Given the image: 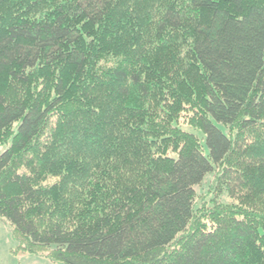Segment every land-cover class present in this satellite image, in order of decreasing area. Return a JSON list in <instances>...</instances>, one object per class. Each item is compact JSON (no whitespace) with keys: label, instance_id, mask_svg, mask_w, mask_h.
<instances>
[{"label":"trees","instance_id":"trees-1","mask_svg":"<svg viewBox=\"0 0 264 264\" xmlns=\"http://www.w3.org/2000/svg\"><path fill=\"white\" fill-rule=\"evenodd\" d=\"M1 146L24 252L264 264V0H0Z\"/></svg>","mask_w":264,"mask_h":264},{"label":"rangeland","instance_id":"rangeland-1","mask_svg":"<svg viewBox=\"0 0 264 264\" xmlns=\"http://www.w3.org/2000/svg\"><path fill=\"white\" fill-rule=\"evenodd\" d=\"M219 126L225 130L223 125L219 124ZM181 127L195 133L204 144L206 153L209 152L206 135L203 132L186 124H182ZM5 148V146H1L0 153ZM214 180L215 174L211 173L197 186L198 204H201L204 198L210 202L213 196L211 190ZM220 199L226 202L233 201L232 198L227 196H222ZM12 229V225L7 220L0 218V264H65L63 261L52 259L45 253L33 254L20 250L18 247L19 242L14 238Z\"/></svg>","mask_w":264,"mask_h":264}]
</instances>
